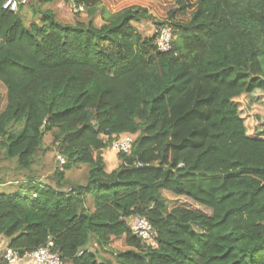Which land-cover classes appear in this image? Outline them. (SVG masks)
I'll return each instance as SVG.
<instances>
[{
	"label": "trees",
	"instance_id": "1",
	"mask_svg": "<svg viewBox=\"0 0 264 264\" xmlns=\"http://www.w3.org/2000/svg\"><path fill=\"white\" fill-rule=\"evenodd\" d=\"M3 1L0 162L27 174L0 193V264L3 250L23 259L48 240L63 264H264V0H24L17 13ZM57 1L85 21H57ZM125 135L131 150L108 172L103 154ZM45 137L63 159L54 185L32 171ZM80 168L86 184L65 179ZM162 192L211 214L169 208ZM134 217L149 222L148 245Z\"/></svg>",
	"mask_w": 264,
	"mask_h": 264
},
{
	"label": "rangeland",
	"instance_id": "2",
	"mask_svg": "<svg viewBox=\"0 0 264 264\" xmlns=\"http://www.w3.org/2000/svg\"><path fill=\"white\" fill-rule=\"evenodd\" d=\"M58 3L55 2L51 8L52 12L54 14V17L56 18L57 21L62 22V23H73L75 20L74 15H79L78 19L85 21L86 14L85 12H81L79 10L75 11L74 9L72 10L70 5H67L63 2L60 1L61 4H59V7L56 8V4ZM153 15H157L150 11ZM158 19V18H157ZM26 25L30 22L29 16H27L26 20ZM95 25L99 26L101 24V19L99 15H96L95 17ZM152 24L150 21L147 22H142L139 24H135V27L139 30V32L143 36H149L152 34ZM6 105V91L4 87L1 85L0 86V113L4 110ZM50 139L48 137H45L44 140V146L42 149H40L36 155L37 157V162L35 167L32 169L34 174L36 175L37 179L41 182H44L45 184H52L54 185V181L52 180V176L54 174L55 168L58 164L57 159L60 157L57 152H55L51 147H50ZM49 148V149H48ZM112 153L113 155L111 156ZM116 152L113 151H107L104 152L103 157L106 162L107 166V171H112L118 166V161L116 158ZM60 163V162H59ZM61 164V163H60ZM16 167V161L11 160H2L0 162V180L4 183L3 185L0 184V193H11L13 191V186H12V181L16 180L17 182H22L25 175L27 174L25 171L19 173H16L15 170ZM65 179L69 182L84 185L86 184V179H87V170L85 168H80L79 170H71L65 173ZM13 185H18V183ZM162 196L165 198L166 203L169 208L177 207V206H182L185 207L189 210L197 211L206 215H210L211 211L197 205L193 201L184 198V197H175L167 192H162ZM90 197L88 198V203H87V208L92 209L91 203H90ZM111 244V243H110ZM109 244V245H110ZM92 249L95 251H98V257L112 260L113 261V255L109 253L105 249H101L98 246H96L95 242L91 243ZM109 248L111 251L114 252H121L126 249V246L124 245V240L123 238H118L117 240H114L112 243V246ZM113 252V253H114Z\"/></svg>",
	"mask_w": 264,
	"mask_h": 264
},
{
	"label": "built area",
	"instance_id": "3",
	"mask_svg": "<svg viewBox=\"0 0 264 264\" xmlns=\"http://www.w3.org/2000/svg\"><path fill=\"white\" fill-rule=\"evenodd\" d=\"M22 0H4L2 3V10L17 13L20 4L24 3ZM71 9L83 12L82 7L70 6ZM153 34L156 36V43L160 52H168L171 49L172 34L169 28L165 26H157L153 30ZM133 138L129 135H125L116 140L110 151L116 153L128 154L131 150ZM60 163H63V159L58 157ZM130 230L134 236L141 239L147 245L151 241L152 228L149 222L141 217H134L130 221ZM2 241L0 237V242ZM80 254V253H79ZM2 259L6 264H18L23 259L30 261L31 264H63L60 256L53 251V242L48 240L43 247L36 249L35 251L26 254L23 259H20L17 253L10 249H5L1 253Z\"/></svg>",
	"mask_w": 264,
	"mask_h": 264
},
{
	"label": "crops",
	"instance_id": "4",
	"mask_svg": "<svg viewBox=\"0 0 264 264\" xmlns=\"http://www.w3.org/2000/svg\"><path fill=\"white\" fill-rule=\"evenodd\" d=\"M59 4H61L60 1H58V3L56 4V8L59 7ZM51 9H52V8H51ZM109 152H110V151H109ZM110 154H111V156L113 155L112 153H110ZM122 238H123V240H124V237H121V239H122ZM114 240H117V239H113V240H112L111 244L109 245L110 247L112 246V243H113ZM124 245H125V244H124ZM21 262H22V261H21ZM21 262H19V264H25V263H21Z\"/></svg>",
	"mask_w": 264,
	"mask_h": 264
}]
</instances>
